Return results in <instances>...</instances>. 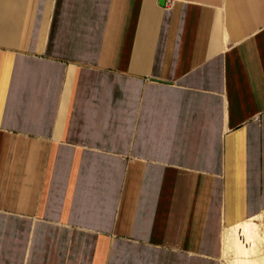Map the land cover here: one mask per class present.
<instances>
[{"label":"crops","instance_id":"0c3cea01","mask_svg":"<svg viewBox=\"0 0 264 264\" xmlns=\"http://www.w3.org/2000/svg\"><path fill=\"white\" fill-rule=\"evenodd\" d=\"M0 0V264H219L264 211V0Z\"/></svg>","mask_w":264,"mask_h":264},{"label":"bare ground","instance_id":"6f19581e","mask_svg":"<svg viewBox=\"0 0 264 264\" xmlns=\"http://www.w3.org/2000/svg\"><path fill=\"white\" fill-rule=\"evenodd\" d=\"M259 215V214H258ZM259 217L253 215L230 227L236 240V260L239 264H252L256 249L264 236L259 233Z\"/></svg>","mask_w":264,"mask_h":264},{"label":"rangeland","instance_id":"374dc122","mask_svg":"<svg viewBox=\"0 0 264 264\" xmlns=\"http://www.w3.org/2000/svg\"><path fill=\"white\" fill-rule=\"evenodd\" d=\"M172 3H169L167 6L170 7ZM257 216L259 217V233L261 236H264V211L259 215L257 214ZM231 233L230 227L225 228L222 233L219 264H239L236 260V240L232 237ZM252 264H264V238L256 249L255 259Z\"/></svg>","mask_w":264,"mask_h":264},{"label":"built area","instance_id":"2783aa9c","mask_svg":"<svg viewBox=\"0 0 264 264\" xmlns=\"http://www.w3.org/2000/svg\"><path fill=\"white\" fill-rule=\"evenodd\" d=\"M173 0H164V5L167 6L169 3H172Z\"/></svg>","mask_w":264,"mask_h":264},{"label":"water","instance_id":"95a60500","mask_svg":"<svg viewBox=\"0 0 264 264\" xmlns=\"http://www.w3.org/2000/svg\"><path fill=\"white\" fill-rule=\"evenodd\" d=\"M161 3L163 4L164 2L162 1Z\"/></svg>","mask_w":264,"mask_h":264}]
</instances>
